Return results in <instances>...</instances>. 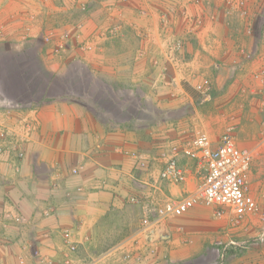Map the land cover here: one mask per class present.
I'll list each match as a JSON object with an SVG mask.
<instances>
[{
  "label": "crops",
  "instance_id": "obj_1",
  "mask_svg": "<svg viewBox=\"0 0 264 264\" xmlns=\"http://www.w3.org/2000/svg\"><path fill=\"white\" fill-rule=\"evenodd\" d=\"M223 28L219 53L239 59L237 49L247 47L253 40L252 32ZM44 32L39 25L30 27L24 38L39 39ZM258 38L261 44L250 56L256 59L247 64L263 71L264 32ZM124 53L135 56L134 51ZM115 55L123 52L112 48L87 51L78 61L92 75L111 76ZM46 65L55 77L64 69L61 62L47 61ZM239 67L228 68L226 73L221 69L212 80H233L231 86L253 92L251 72L231 78L233 69ZM259 83L256 89L263 90L264 76ZM72 85L61 83L55 94L47 87L39 100L16 106L0 97V129L7 134L0 138V264H218L214 246L233 243L240 230L235 229L234 215L225 208L196 205L136 239L143 213L140 205L128 202L129 198L179 197L196 188L199 175L180 154L178 163L188 171L186 183L160 180L164 146L155 134V125L150 124V114L147 118L132 99L127 108L123 103L117 113L109 112L102 101L94 105L74 93ZM137 99L140 102V97ZM201 123L200 127L212 131L208 121ZM259 129L264 134V127ZM210 133L213 138L218 135ZM218 139L211 140L215 144ZM237 147L252 154L254 141L246 138ZM259 150H264V144ZM127 153L152 159L148 170L137 167ZM252 163L253 154L247 187L249 177L254 176L251 170H255V185L264 188V162L253 169ZM14 216L23 221L15 223ZM65 231L76 247L72 253L64 242ZM123 253H130L131 258L123 261Z\"/></svg>",
  "mask_w": 264,
  "mask_h": 264
},
{
  "label": "rangeland",
  "instance_id": "obj_2",
  "mask_svg": "<svg viewBox=\"0 0 264 264\" xmlns=\"http://www.w3.org/2000/svg\"><path fill=\"white\" fill-rule=\"evenodd\" d=\"M223 15L229 19H220ZM226 22H231L228 27ZM37 25L44 34L24 38ZM223 25L252 32L247 47L237 49L239 59L219 53ZM262 32L264 0H0V97L12 106L26 104L42 98L44 88L55 94L61 83H69L74 93L94 105L102 101L112 113L135 100L147 118L150 114L164 152L198 133L214 132L216 137L209 136L216 140L228 132L236 146L246 138L254 141L253 169L264 162V150H259L264 144L259 129L264 127V89H256L264 70L253 69L247 62L256 58L246 56L261 44ZM109 48L123 52L115 55L111 76L92 75L78 61L83 52ZM47 61L62 63L60 76L47 69ZM234 66L241 69H233L232 79L251 72L253 92L231 86L233 80H212L221 69L226 73ZM203 80L210 84L204 94L196 90ZM197 121H208L212 131ZM254 176L247 192L258 210L234 225L240 230L233 243L214 246L220 264H264V188L255 185Z\"/></svg>",
  "mask_w": 264,
  "mask_h": 264
},
{
  "label": "built area",
  "instance_id": "obj_3",
  "mask_svg": "<svg viewBox=\"0 0 264 264\" xmlns=\"http://www.w3.org/2000/svg\"><path fill=\"white\" fill-rule=\"evenodd\" d=\"M250 56L247 55V59ZM209 88L208 80L196 85V90L203 94L209 91ZM6 136V132L0 129V138L5 139ZM127 154L135 160L137 167L148 170L152 159L137 153ZM180 154L185 155L191 162L190 166L199 175L200 183L196 188L184 192L179 197L163 200L129 198L128 202L140 205L143 213L140 226L135 232L136 239L144 235L148 236L152 227L160 225L168 218L182 216L196 205L225 208L234 215V224L258 210L255 200L247 193V173L252 154L246 149H239L230 133H223L215 144L206 133H198L192 141L180 146L171 144L166 152L162 151L160 155L162 166L158 174L160 180L174 185L186 183L188 171L178 163ZM72 173H76V170H72ZM13 219L15 223L23 221L18 216H14ZM63 238L68 252H74L76 247L72 242L71 234L65 231ZM130 258V253H123V261Z\"/></svg>",
  "mask_w": 264,
  "mask_h": 264
},
{
  "label": "trees",
  "instance_id": "obj_4",
  "mask_svg": "<svg viewBox=\"0 0 264 264\" xmlns=\"http://www.w3.org/2000/svg\"><path fill=\"white\" fill-rule=\"evenodd\" d=\"M47 88H44V90H46Z\"/></svg>",
  "mask_w": 264,
  "mask_h": 264
}]
</instances>
